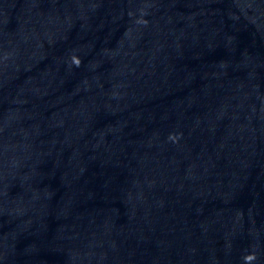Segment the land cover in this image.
Returning <instances> with one entry per match:
<instances>
[{
  "label": "water",
  "instance_id": "obj_1",
  "mask_svg": "<svg viewBox=\"0 0 264 264\" xmlns=\"http://www.w3.org/2000/svg\"><path fill=\"white\" fill-rule=\"evenodd\" d=\"M0 264H264V0H0Z\"/></svg>",
  "mask_w": 264,
  "mask_h": 264
}]
</instances>
